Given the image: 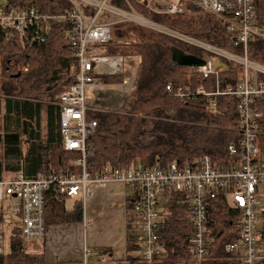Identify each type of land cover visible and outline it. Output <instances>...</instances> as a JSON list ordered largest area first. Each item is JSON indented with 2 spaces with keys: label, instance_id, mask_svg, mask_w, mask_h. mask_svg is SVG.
<instances>
[{
  "label": "trees",
  "instance_id": "trees-1",
  "mask_svg": "<svg viewBox=\"0 0 264 264\" xmlns=\"http://www.w3.org/2000/svg\"><path fill=\"white\" fill-rule=\"evenodd\" d=\"M134 9L148 20L218 49L237 52L233 35L216 17L197 6L181 0V13L157 14L136 5ZM123 5L122 0H112ZM147 5V1L145 2ZM7 10L34 8L42 15L63 13L70 9L67 0H6ZM257 25L264 32V0H255ZM68 23H53L41 36L33 32L22 37L0 24V181L14 179L19 173L33 178L42 173H78L77 155L63 150L59 131L58 98L75 85L77 60L68 51L65 32ZM125 32V33H124ZM114 31L111 42L94 46L95 55L118 56L135 53L141 59L139 75L133 91V104L125 114L117 112H88L86 118L96 123L89 137L90 155L86 170L95 175L107 165L144 169L166 168L176 163L179 168L192 166L198 158L207 157L215 167H231L230 144H237V99L226 96L177 97L165 89H179L194 94L198 88L215 93V80L189 73L188 68L171 61V49L178 48L200 59L206 54L168 35L130 26L126 31ZM124 33V34H123ZM119 38L122 40L119 42ZM124 39V41H123ZM247 57L264 65V40L249 42ZM224 70L218 78V91L225 92L239 81L242 66L222 60ZM103 85L122 83L124 77L97 76ZM216 107L213 109L211 104ZM255 104V103H254ZM262 110L259 126L264 132V100L256 101ZM3 119V120H2ZM26 148L22 149V145ZM259 156L264 160V135L258 137ZM159 235L165 253L154 261L138 258L141 241L136 234L133 214L127 217L129 229L125 244L127 264H242V256L225 251V245L240 239V213L230 210L220 196L209 209V229L213 242L200 262L192 260L188 247L191 226L186 198L177 192L167 194ZM264 201L260 206L264 207ZM130 206V202H128ZM130 209V208H129ZM0 210V224L2 223ZM12 226L7 251L0 254V264H44L41 258L28 253L27 242L43 240L52 226L82 221V201L68 204L67 197L52 190L44 197V236L27 240L22 234L20 217ZM264 219V212L258 213ZM258 242L264 241V227L258 228ZM108 256L109 248L100 249ZM184 261V262H183Z\"/></svg>",
  "mask_w": 264,
  "mask_h": 264
},
{
  "label": "built area",
  "instance_id": "built-area-1",
  "mask_svg": "<svg viewBox=\"0 0 264 264\" xmlns=\"http://www.w3.org/2000/svg\"><path fill=\"white\" fill-rule=\"evenodd\" d=\"M67 1L69 10L51 15H42L34 8L9 11L6 4L0 2V24L21 37L30 32L41 36L50 30L53 23H68L70 27L64 38L69 44L68 51L77 60L75 85L59 96L57 106L60 110L59 131L63 150L78 156L75 166L81 170L80 173L57 172L39 174L33 178L19 173L12 180L0 181V206L7 199L10 200L9 210L20 217L23 237L38 240L44 236V197L47 191L75 198L81 193L85 194L89 185L102 187L116 183L131 191L133 209L140 217L141 247L138 258L141 260L150 262L164 255L165 244L159 235L164 211L161 205L168 201L169 192H177L184 195L189 207L187 218L191 231L188 247L193 261L200 262L213 242L209 229V209L211 203L221 196L227 207L238 211L241 218L238 223L240 239L226 244L225 251L242 256V264H264V241L258 242V228L264 227V219L258 217L259 211L264 212V207L260 206V202L264 201V160L259 156L257 144L258 137L264 132L259 126L262 110L256 105V101L264 100V65L247 57L249 42L264 40V32L256 21L255 0H189L226 26L233 35V46L237 52L218 49L160 26L140 15L129 0H122L123 5L120 6L112 4V0ZM132 1L160 14L183 11L181 0L166 4L163 11H155L145 5L146 0ZM109 16H113L114 20L104 21L103 18ZM123 23L163 33L206 54V58H202L203 66L188 67V71L203 78L213 77L215 93L207 94L202 88H198L194 94L180 89L174 92L171 84H167L165 89L180 98L222 95L237 99L239 124L232 130L240 134V139L237 144L228 146V152L232 158L239 160L231 162L229 169L221 170L207 157H202L185 168L172 163L166 168L151 169L134 165L128 168L108 165L95 176H90L86 171V159L91 150L88 139L96 128V123L86 118L88 112L95 110L88 102L89 88L96 85L94 75L101 67H105L107 74H122L126 65L125 58L98 56L93 48L111 42L112 26ZM222 60L242 66L238 83L235 87H228L225 92L218 91V78L224 70ZM211 106L214 109L216 104L212 102ZM80 264L99 263H90L85 252Z\"/></svg>",
  "mask_w": 264,
  "mask_h": 264
},
{
  "label": "crops",
  "instance_id": "crops-1",
  "mask_svg": "<svg viewBox=\"0 0 264 264\" xmlns=\"http://www.w3.org/2000/svg\"><path fill=\"white\" fill-rule=\"evenodd\" d=\"M146 1H147V5H149L148 4L149 0ZM111 3L114 4L113 2ZM153 3L155 5H153ZM153 3L149 5L153 10L163 11L165 9L166 4H164V9L161 10L162 7H156L159 4H156V2ZM112 18L113 16H109L108 18H103V19L104 21H112L114 20V18L113 19ZM130 26H135V25L127 24L126 27H124L123 31L124 30L126 31V29ZM120 30H114V31H120ZM111 35H112V28H111ZM93 50L96 53L95 47L93 48ZM105 57L125 58L126 59L125 70L127 73L129 71L131 62H134V65H136V67L137 65L140 66V62H141V59L138 55L135 56L134 61L131 60V55H118V56H105ZM105 70H106L105 67H101L98 70V73L94 75L96 85H93L89 88V94H88L89 105L91 107H94L95 112H117V113L125 114L133 104V100H134L133 91L135 89L136 81L138 79L139 67L136 74L134 68L130 76L125 75L126 72L124 70L123 73L120 74V75L123 74L125 75L122 83L120 85H112V86L100 84L96 79L97 76L119 75V74H107L104 72ZM100 72H102V74H100ZM134 78L135 81L133 82ZM119 86H122L130 96L128 98L129 100H126L127 103L131 102V104L128 107L114 111L109 109L98 108L91 105V103H93L94 100L95 92H98V90H103L104 87H106L108 90L109 88L113 90V88ZM96 88L98 89L95 91ZM130 98H132V100ZM85 168H86V164H85ZM77 169L79 170L78 173H80L81 170L79 168ZM42 174H50V173L45 172ZM95 175L90 174V176H95ZM84 195H86V198ZM131 197H132L131 191L120 184L110 183L102 187L89 185L86 188L85 194L81 193L75 198L67 197L68 204L81 199L82 214H83L82 221L64 223L50 227L46 232L43 240H38L35 242H27L28 253H30L31 255L37 258H41L44 264H80L82 262L83 256L85 255V252L90 263L102 264L103 262H109L116 264H127L125 244L127 238V231L129 229V224L127 223V217L130 214H133L136 217L135 230H136V234L139 236V239L141 241L140 217L133 209ZM128 202H130V206H128ZM4 203L6 204V208L9 211L8 212L9 216H11L12 218H17L9 210L10 200L7 199V201H5ZM2 207L3 205L0 206L1 211H2L1 209ZM161 207L163 209L164 207L163 203ZM2 214H3L2 223L0 224V254L5 253L7 251L6 245L8 241V239H6V235H4L5 219L3 212ZM6 221L7 223H9V218H6ZM107 248L111 250L108 256L100 255V252L102 251L100 249H107ZM138 253L135 254L137 257H138Z\"/></svg>",
  "mask_w": 264,
  "mask_h": 264
},
{
  "label": "rangeland",
  "instance_id": "rangeland-1",
  "mask_svg": "<svg viewBox=\"0 0 264 264\" xmlns=\"http://www.w3.org/2000/svg\"><path fill=\"white\" fill-rule=\"evenodd\" d=\"M5 1L6 0H0L1 3H4ZM184 1L189 3V4H192V5L196 6L195 4L190 2L189 0H184ZM153 2H156V4H159L156 7H162L161 10H163L164 9V4H167V3L170 4V2L171 3L173 2V0H156V1L155 0H149L148 4L150 5ZM153 5H155V4L153 3ZM182 9H183V7H182ZM126 25L127 24L114 25L112 27V34H113L114 30H120V29L123 30L124 27H126ZM121 40H122V38L119 39V42ZM123 41H124V39H123ZM130 55H131V60L134 61L136 54L135 53H131ZM131 60H129V61H131ZM138 67H139L138 65H137V67H136V65H134V62H131L128 73L125 70V72H126L125 75L130 76V74L132 73V70L134 68H135V74H136V72L138 70ZM125 75L123 74L121 76L125 77ZM135 78H136V76H135ZM135 78H134L133 82L135 81ZM120 84L121 83H119V84H110L108 86L120 85ZM97 89L98 88H96L95 91ZM109 90L106 87H104L103 90H98V92H95L94 100H93V103H91V105L95 106V107H98V108H102V109H109V110L117 111L118 109L128 107L131 104V102H129V103L126 102V100H129L128 98L130 96H129L127 91L122 86L113 88V90H111V88H109ZM130 99L132 100V98H130ZM0 124H1V122H0ZM0 131H1V127H0ZM25 148H26V146L23 144L22 145V149H25ZM1 209H2V212L4 213V219H5V222H4V235H6V239H8V237H9V235L11 233V230H12V226L15 225L18 222V220L16 218H12L11 216H9V214H8L9 211L6 208V204L5 203L3 204V207ZM6 218H9V223H7Z\"/></svg>",
  "mask_w": 264,
  "mask_h": 264
},
{
  "label": "water",
  "instance_id": "water-1",
  "mask_svg": "<svg viewBox=\"0 0 264 264\" xmlns=\"http://www.w3.org/2000/svg\"><path fill=\"white\" fill-rule=\"evenodd\" d=\"M171 61L180 67H197L203 66L204 61L196 56L186 54L178 48L171 49Z\"/></svg>",
  "mask_w": 264,
  "mask_h": 264
}]
</instances>
